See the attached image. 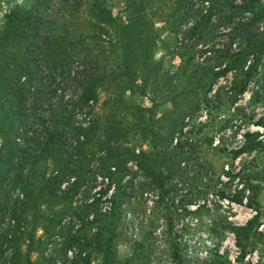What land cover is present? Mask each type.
<instances>
[{
  "label": "trees",
  "instance_id": "1",
  "mask_svg": "<svg viewBox=\"0 0 264 264\" xmlns=\"http://www.w3.org/2000/svg\"><path fill=\"white\" fill-rule=\"evenodd\" d=\"M110 2L22 0L1 10L0 264H155L156 254L186 264L171 224L156 249L149 230L123 239L124 206L138 173L164 191L194 154L189 122L213 105L219 78L243 75L231 98L245 92L264 52V1L123 0L119 18ZM156 21L179 38L176 72L157 57ZM134 96L149 106L129 104ZM254 125L264 130V116ZM260 137L247 131L228 153L264 150ZM249 184L231 201L245 198L254 216L224 227L239 253L231 263L216 251L208 264H264L260 206L244 197L258 185ZM256 237L258 258L245 260Z\"/></svg>",
  "mask_w": 264,
  "mask_h": 264
},
{
  "label": "rangeland",
  "instance_id": "2",
  "mask_svg": "<svg viewBox=\"0 0 264 264\" xmlns=\"http://www.w3.org/2000/svg\"><path fill=\"white\" fill-rule=\"evenodd\" d=\"M21 1L0 0V15L9 3L18 4ZM110 9L116 18L122 17L123 0H111ZM155 29L165 44V49L158 50L157 57L163 59L168 70L176 72L183 53L178 49L179 38L170 34L158 21L155 22ZM260 30L264 35V27ZM255 66L257 70L249 79L245 92L235 100L231 98V93L243 75L229 74L216 81L210 93L213 105L210 108L202 106L203 109L189 122L194 154L191 153L190 159L176 168L174 177L164 184V191L155 184L146 188L141 174L134 176V191H131L134 198L124 206L129 221L123 223V239L132 236L141 238L149 230L158 240L157 246H154L156 249L164 240L160 237L166 231V225L171 224L186 264H208L216 251L233 263L239 252L234 236L224 227L243 225L254 216L255 212L246 206L245 198L242 205L231 201L243 195L240 191L249 182L258 185V189L245 191L244 197L254 198L255 205L260 206L258 231L264 233V150L246 153L236 159L228 153L243 144V135L247 131L260 132L259 140L264 141V130L254 125V121L264 116V52L257 58ZM182 80L177 77V83ZM215 94L220 100L213 98ZM127 100L131 105L149 106L148 101L139 96L128 97ZM168 110L169 106L163 105L158 113L164 114ZM215 147L224 148L225 153L217 152ZM143 149L150 151L148 144ZM221 193H224L223 197ZM255 241L260 240L257 237L250 240L255 248L248 250L245 260L255 261L258 258L257 251L262 246ZM116 249L120 255H125L126 240L117 242ZM155 264L169 262L156 254Z\"/></svg>",
  "mask_w": 264,
  "mask_h": 264
}]
</instances>
